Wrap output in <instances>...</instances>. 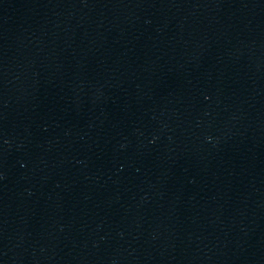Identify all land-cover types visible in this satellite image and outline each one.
<instances>
[{
	"label": "water",
	"instance_id": "obj_1",
	"mask_svg": "<svg viewBox=\"0 0 264 264\" xmlns=\"http://www.w3.org/2000/svg\"><path fill=\"white\" fill-rule=\"evenodd\" d=\"M0 264H264V0H0Z\"/></svg>",
	"mask_w": 264,
	"mask_h": 264
}]
</instances>
